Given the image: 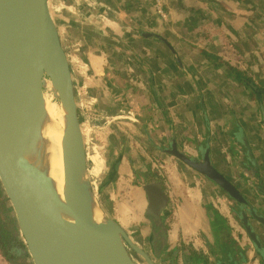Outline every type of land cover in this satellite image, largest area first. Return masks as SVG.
Returning a JSON list of instances; mask_svg holds the SVG:
<instances>
[{"label":"crops","instance_id":"0c3cea01","mask_svg":"<svg viewBox=\"0 0 264 264\" xmlns=\"http://www.w3.org/2000/svg\"><path fill=\"white\" fill-rule=\"evenodd\" d=\"M69 7L71 17L76 22L81 19L83 28L84 20L89 21L87 25L99 20L105 22L104 30L99 34L106 36V31L109 30L118 40L115 43L111 38H103L110 45L125 39L130 41L131 49L139 48L138 44L132 43L130 34L117 30L120 25L115 22V18L108 16L110 12L127 14L135 27L131 26L134 32L129 29L127 33L131 32L133 38L148 42L141 48L144 56L141 58L137 55L138 61L133 59L139 66L137 73L126 71L130 81L126 80L125 83L118 80L119 77L110 67L107 54L94 51L95 53L89 52L86 56L90 63L88 70L91 71V78L83 82V88L92 94L98 88L96 92L99 93L100 107L115 112L111 125L103 127L109 134L108 144L113 142L115 146L110 153L109 149L100 150L108 151L104 158L112 165L113 160L122 155L118 173L122 183L120 186L131 191L119 196L122 203L117 205L115 211L117 220L123 227L131 229L137 223H143V236L149 238L151 235V225L146 218L141 217L147 212L148 200L137 173L138 168L146 171L142 162L154 157L152 145H155L157 157H163L162 178L170 199L171 217L167 221L169 248L163 257L164 262L203 264L205 260L198 259L201 258L200 255L209 257V251L212 257L209 261L214 264L219 258L226 259L229 264H262L258 253L240 231V219L231 204L221 196L216 185L208 179L199 178L193 169L178 159L167 154L159 155L158 144L170 145L176 140L181 151L188 155L192 152L190 155L196 156V151L200 155L201 150L210 142L213 163L218 171L233 181L250 200V195L245 194L241 188L251 190V202L264 213V195L261 194L260 197L256 188L250 185L252 180L249 169L245 171L243 161L242 165L236 164V159L241 161L242 153L239 152L240 147L234 135L232 136L233 133L238 134L235 126L239 125L257 161V180L264 187V117L256 95L251 88L230 79L224 71L210 67L202 55V51L207 50L209 54L228 62L223 53L232 52L231 55L240 56L244 64L240 70L252 77L257 85H264V0H78L77 5L71 4ZM78 7L79 14L76 12ZM190 15H197L198 19L194 22L190 20ZM148 16L152 17L153 31L163 30L176 54L162 43L153 38H145L137 31V28H147L144 21ZM70 20L73 25L75 20L68 18ZM90 27L93 28L91 25ZM189 31L191 34H188ZM181 40L188 42L185 45L192 51L191 54L182 47ZM154 43L166 48L162 52L165 58L158 54ZM120 44L124 50H128L127 54L132 53L129 47ZM177 59H180L184 69L179 67ZM230 65L237 68L234 63ZM80 82L78 78L74 82L77 102V85L82 87L83 84ZM150 90L154 91V96L160 102L158 105L154 104L156 108L149 105L144 96L145 93L150 94ZM117 91L128 96L130 101L132 99L130 108L126 106L125 99L122 102L117 98ZM134 91H138L137 94ZM262 91L264 104V90ZM124 111L128 116L120 114ZM80 119L82 120L81 116ZM122 120H125L122 122L125 126L117 125ZM116 126L125 135H120ZM112 128L113 135L110 132ZM88 130V127L83 129L85 141ZM146 141L150 144V149L144 145ZM109 146L112 147L110 144ZM92 153L94 157L91 156ZM224 159H230L232 165ZM136 162L139 166H136ZM152 168L155 169L153 166ZM88 169L96 191L106 164L94 148L88 150ZM243 179L247 181L244 182ZM258 182L254 184L259 185ZM127 210L130 212L129 218L125 217ZM241 226L244 229L243 224ZM258 226L256 229L264 238V230H260ZM216 245L221 246L219 253L211 249ZM249 247L252 249H247ZM16 250L13 257L9 258L0 248V264H13L12 259L14 263L20 261V264H31L21 258Z\"/></svg>","mask_w":264,"mask_h":264},{"label":"water","instance_id":"95a60500","mask_svg":"<svg viewBox=\"0 0 264 264\" xmlns=\"http://www.w3.org/2000/svg\"><path fill=\"white\" fill-rule=\"evenodd\" d=\"M55 1L0 0V188L19 228L13 238L23 239L22 249L15 250L31 264H136L129 245L148 264H158L156 261L169 248L166 220L162 216L169 210V196L161 182L144 186L148 200L146 218L153 227L149 242L151 256L132 241L98 201V195H103L116 180L122 155L113 160L111 172L96 193L89 177L88 149L74 77L54 19ZM145 36L176 54L163 37L154 33ZM176 62L184 69L180 59ZM243 80L254 91L264 117L263 95L258 86ZM49 82L65 114L63 196L51 177L47 161L45 130L49 115L45 93ZM235 128L238 134L232 136L243 156L239 162L236 159V164L242 165L243 161L245 171L249 169L250 185L261 197L264 187L257 180V161L242 129L239 125ZM170 147L159 149L193 169L199 178L216 185L264 263V240L255 226L257 223L264 228V213L218 171L213 163L211 143L201 150L198 159L181 151L176 140ZM65 209L77 213L85 225L79 229L73 226L63 215ZM98 210L104 216L102 222L96 219ZM219 259L215 264H229L226 259Z\"/></svg>","mask_w":264,"mask_h":264},{"label":"rangeland","instance_id":"374dc122","mask_svg":"<svg viewBox=\"0 0 264 264\" xmlns=\"http://www.w3.org/2000/svg\"><path fill=\"white\" fill-rule=\"evenodd\" d=\"M74 1H75V3H74ZM126 2H127V0H126ZM71 4L77 5L78 0H56L54 3V19L56 20L57 27H58L59 33H60V37L62 39L64 48L66 50V53H67L69 61H70V66H71V70L73 73L74 82L77 80V78L79 79V81H81L80 83H83L84 81H87L89 78H91V75H90L91 71L88 70L90 68V63L87 61L86 56L89 52H94V51H96L98 53H104V54H107L109 56L110 67H112V69L115 71V73L119 77L118 78L119 81H122V83H125L124 81H126V80L130 81L126 76L127 75L126 71H131L132 73H137V69L139 66L135 62V60H133L134 57L132 55L125 54L124 47L121 46V44H120V43H123L125 46L130 48V44H131L130 41H128V40L126 41L124 39L123 41L119 40L120 43L118 42V44L110 45V43H108L106 41V39L111 38V39L115 40L116 37L113 34L109 33L108 32L109 30L106 31L107 32L106 36H102L99 34L102 29L104 30L105 22H103L102 20H99V21H94L93 22L94 24L90 22L87 25L86 23H88L89 21L84 20V24H83L84 28H83L82 24H81L82 20L79 19V21L76 22L75 18L74 17L72 18L70 15V14H72L70 7H69ZM92 4H94L93 1H92ZM80 9H81V7H80ZM76 12L78 14L80 13L79 7H78ZM111 13L112 12H110V14H108V16H110V18H115V22H117L118 25H120V27L117 28L118 31H121V32L126 33L128 35L129 33H127V32L129 29H131V26L135 29V27L133 26L134 24L132 22H130L132 20L129 19L127 14H125V13L111 14ZM68 18L75 20L73 25H72V20L68 21ZM126 18H127V20H126ZM67 21H68V23H67ZM76 24L78 26H76ZM90 25L93 28H91ZM160 31L162 33H164L163 30H160ZM103 38H106V39H103ZM130 38L133 39V40L131 39L132 43L138 44L139 48L144 46L146 43H148L142 39H135V38H133L132 35ZM181 41H183V40H181ZM186 43H188V42L184 40L182 42V47L187 52H189L191 54L192 51L185 45ZM154 47L157 49L158 54L161 55V57L165 58L164 55L162 54V52L164 53L163 50L166 48H163V46L158 45V43L155 44ZM158 49H159V51H158ZM165 51L168 53L167 50H165ZM182 54H184V51L182 52ZM223 54H225V57H227L228 63H234L238 69H241V67H244V64H243L242 60L240 59V56H235V55L232 56L231 55L232 52L231 53L227 52V53H223ZM142 55L144 56V54H142ZM154 55H156V52H154ZM192 69L194 70V68H192ZM134 77H135V75H134ZM83 86L85 87L84 83L82 84V87L77 85V89L79 90L78 105H79L80 111H81L80 116L82 117V120L80 119V121H81L83 129H84V127L89 128L88 133L86 135V143H88V145L86 144L87 149L91 150V148H94L95 150H97V152L102 156L104 163L106 164V170H105L103 177H102V180L100 182V185H101V183L103 182L104 178L106 177V175L108 173V164L110 163L109 161H107L106 158H104L105 153L106 152L108 153V151L105 152V151H101V150L109 149V153H110L113 151L112 148L115 146L113 142L109 143L110 145H112V147L109 146V144H108V135L109 134H108L107 130L104 131L103 127L111 125V123L113 122V120L115 118L114 117L115 112L112 110H108V108H106V107H102V106L100 107V104L98 101L99 93L96 92L98 88H96L94 90L95 93H93L94 94L93 95L92 93H87V91L83 88ZM251 99L255 100L256 98L254 99L253 97H251ZM246 100H248V99H246ZM223 108H224V106H223ZM120 114H123V116H128L125 111H124V113H120ZM124 121L125 120H122L121 124H117V125L125 126L122 123ZM116 127L118 128L120 135H123V134L125 135V133H123L119 129L118 126H116ZM126 129H128V128H126ZM110 132L113 135L114 134V128H112L110 130ZM144 145L148 149H150V144L147 141H146V144H144ZM153 155H154V157L148 158V159H146V161L143 160L142 163L144 166L149 165V166L155 167V169L160 172L161 176H163L164 171L161 167V165L163 164V162H162L163 157L158 158L157 153L155 151L153 152ZM159 155H164V154L159 152ZM91 156L94 157V154L92 153ZM224 160H226V162L228 161V163L230 165H232L230 159H224ZM136 166H139V164L137 162H136ZM138 171L140 172L141 169L138 168ZM91 172H92V170H91ZM229 175L231 176L230 173H229ZM230 178H232V177H230ZM93 184H94V182H93ZM120 184H122V183L119 180V176H117L114 183H112V185L108 189H106V191L103 193V195H98V201L100 202V204L102 205L104 210L108 213V215L113 216V218L122 226V224L116 218L115 211L117 209V205L119 206L122 203V201L119 199V196L131 193V191H130V189H122ZM241 189L245 194L250 195V198L252 201L251 190L243 189V188H241ZM0 193H2L1 188H0ZM3 199H5L4 196H3ZM144 214L145 213H143L141 217H143L145 219L146 214L145 215ZM0 215H1V219H2L0 221H3V222H10L12 220L14 221L12 226H10V229L12 231V236H13V234L16 236V230L17 229L19 230V228H18V225H17L15 219L13 218L12 210L9 207V204L7 203L6 200L4 202H2V204H0ZM129 216H130V212L127 210L125 212V217L129 218ZM241 224L242 223H240V231L243 234V236L245 237V240L248 241V243L251 245L250 239L247 236L245 230L242 228ZM126 225L127 224L125 223V226ZM258 225L259 224L255 223V226H258ZM0 227H1V224H0ZM134 227H135L134 229H131L129 227H127V228L123 227V228L127 232V234L129 235V237L132 239V241L138 247H140L143 251H145L148 255H150V246H149V242H148V237H144L142 234L143 223H141V224L137 223L136 225H134ZM258 228L260 230H264V228H262L260 225L258 226ZM260 235L262 237V234H260ZM12 239H13V237H12ZM262 239L264 240L263 237H262ZM16 243H17V245H21L23 247L24 244H23L22 237H20L18 239V241H16ZM128 248H129L130 253H131L134 261L136 262V264H148L129 245H128ZM8 251H10V253L13 254L15 251V248H12L11 250H8ZM258 257L260 258V256H258ZM9 261L11 262L10 259H9ZM156 262L158 264H168V263H162V261H160V260H158ZM12 263L13 264H20L21 262L17 261L14 263V259H12ZM172 264H175V263H172ZM262 264H264V263L262 262Z\"/></svg>","mask_w":264,"mask_h":264},{"label":"bare ground","instance_id":"6f19581e","mask_svg":"<svg viewBox=\"0 0 264 264\" xmlns=\"http://www.w3.org/2000/svg\"><path fill=\"white\" fill-rule=\"evenodd\" d=\"M46 108L49 115V122L45 130V139L47 141V161L50 167L51 177L56 183L60 195L63 196L64 185L66 183L65 168H64V146H63V135H64V110L61 106L60 101L57 99L51 82L48 83V87L45 93ZM82 125V124H81ZM112 165L108 164V173L111 172ZM89 171V169H88ZM106 175V176H107ZM89 177L95 191L91 175ZM104 183H101V185ZM101 185L98 187L100 189ZM98 190L95 192L97 193ZM63 215L77 229L85 225L84 220L81 219L77 213L70 209H65ZM103 214L101 211L96 212V219L100 222L103 221Z\"/></svg>","mask_w":264,"mask_h":264},{"label":"flooded vegetation","instance_id":"af4514ba","mask_svg":"<svg viewBox=\"0 0 264 264\" xmlns=\"http://www.w3.org/2000/svg\"><path fill=\"white\" fill-rule=\"evenodd\" d=\"M151 18L152 17H150L149 18V16L147 17V19L144 21V24L147 26V28L145 29L144 28V30H138V28H137V31L143 36V37H145V38H147V36H145L146 34H151V33H155L156 35H160V36H162L163 38L165 37L164 36V34L163 33H161V32H159V31H153V23L151 22ZM187 18V17H186ZM198 19V16L196 15H194V16H191L190 15V20H192V21H196ZM190 23V22H189ZM194 24V23H193ZM142 26H144V25H142ZM131 30H132V28H131ZM133 31V30H132ZM129 32V31H128ZM134 32V31H133ZM137 32V33H138ZM138 33V34H139ZM130 35H133L131 32L129 33ZM135 34H136V32H135ZM163 34V35H162ZM188 34H191V31H189L188 32ZM130 39V38H129ZM167 42H169L167 39H166V37L164 38ZM116 39H115V43H116ZM170 45H172V44H170ZM141 48L142 47H140L138 50H133V49H131V51H132V53H128V55H132L133 57H134V59L135 60H137L138 61V59H139V57H137V55H139L141 58H142V52H141ZM128 51V50H127ZM127 51L126 50H124V52H125V54H127ZM130 51V50H129ZM130 51V52H131ZM206 58V57H205ZM220 58V57H219ZM206 60L209 62V64H210V67L212 66V67H214L215 68V66H214V63H211L207 58H206ZM224 61V60H223ZM136 62V61H135ZM224 62H226V61H224ZM137 63V62H136ZM230 64V63H229ZM233 67V66H232ZM235 68V67H234ZM215 69H217V68H215ZM237 70H240V69H238V68H236ZM217 70H222V71H224L225 72V70L224 69H217ZM241 71V70H240ZM225 74H226V72H225ZM256 83V82H255ZM128 85V84H127ZM131 91V90H130ZM138 92V91H137ZM137 92H134L135 94H137ZM115 95H117V98L120 100V101H122V102H124V99H125V104H126V106H132L131 104H132V99H131V101L129 100L130 98L128 97V96H125L124 95V93H121V92H119V91H117L116 93H115ZM134 95V94H133ZM144 96H145V98H146V100L149 102V105H151V106H155V105H158V103H160L158 100H157V97L156 96H154V91H152V90H150V94L148 93V95L145 93L144 94ZM144 98V97H143ZM155 104V105H154ZM130 108V107H129ZM132 108V107H131ZM154 108H156V107H154ZM159 108V107H158ZM138 111V110H137ZM162 111V110H161ZM151 112H153V111H151ZM155 113V112H154ZM139 114H142L141 112H139ZM150 119H151V116L149 117ZM152 119H153V117H152ZM163 143V142H162ZM158 144V143H157ZM162 149H164V150H168V149H170L171 147H170V145H169V143H167L166 145H164V143L163 144H158ZM153 146V150L154 151H156L157 150V147L155 146V145H152ZM152 150V151H153ZM196 151V150H195ZM159 152H161L162 154H166V153H164V152H162L161 150L159 151ZM189 152V151H188ZM196 153H197V155L196 156H192V157H194L195 159H198L199 157H200V155H198V152L196 151ZM192 155V152H189V155ZM190 155V156H191ZM146 167V171L145 170H143V169H141V171L139 172V173H137V176L139 177V179H140V181L142 182V187H144V186H146V185H149V184H152V183H156L157 181L158 182H161L162 183V186H163V188H165V184H164V182H163V178H162V176H161V174H160V172L159 171H157L156 169H153L152 168V166H149V165H146L145 166ZM197 174V173H196ZM242 176V175H241ZM158 177V178H157ZM239 179H240V182H241V178L239 177ZM244 180V179H243ZM230 181V180H229ZM247 180H244V182H246ZM231 182V181H230ZM233 182V181H232ZM231 182V183H232ZM144 185V186H143ZM164 191H165V189H164ZM165 192H167V191H165ZM241 192V191H240ZM243 194V193H242ZM168 195V194H167ZM244 195V194H243ZM168 208H169V203H168ZM167 211V210H166ZM146 215H147V212H146ZM164 218H165V223H164V228L166 229V231L168 232V227H167V221L170 219V217H171V213H170V211L168 210L167 212H164V214L162 215ZM161 216V217H162ZM147 219V218H146ZM148 220V219H147ZM148 222H149V224L151 225V230H153V227H152V223L150 222V220H148ZM151 234H152V231H151ZM150 239H151V235L149 236V238H148V242H150ZM208 240H206V242H207ZM251 242V241H250ZM15 245V246H14ZM251 246H252V243H251ZM16 247L18 248V250L20 251L21 249H22V246L21 245H17V243L15 242L14 243V238H13V241H12V243H11V245L8 247V249H7V251L5 252V253H7L6 255L9 257V258H11V257H13V254L12 253H10V251H8V250H11L12 248H15L16 249ZM220 247L221 246H219V245H216V246H212L211 247V249H212V251L213 252H215V253H219L220 252ZM3 251H5V250H3ZM12 252V251H11ZM165 254H166V252L164 253V255H163V257L165 256ZM208 254H209V257H205L204 255H200L201 256V258L200 259H198V260H201V259H203V260H205L204 262H203V264H214L213 262H210L209 260L210 259H212V257H211V255H210V253H209V251H208ZM150 255H151V251H150ZM163 257H162V259L160 260V261H162V263H165L164 262V260H163ZM197 257H198V255H197ZM199 258V257H198ZM262 260V259H261ZM263 262V261H262Z\"/></svg>","mask_w":264,"mask_h":264},{"label":"trees","instance_id":"16d2710c","mask_svg":"<svg viewBox=\"0 0 264 264\" xmlns=\"http://www.w3.org/2000/svg\"><path fill=\"white\" fill-rule=\"evenodd\" d=\"M202 55H204V57H206L211 63H214L215 68L224 69L227 76L230 79H232L236 82H239L240 84H244V85H246V82L243 79L248 80L252 84L258 86L260 93L263 94L262 90H264V85H262V86L257 85L252 77H249L244 72L237 70L236 68L232 67L228 62H224L221 58H219L215 55L209 54L207 52V50H203ZM4 201H5V199H3V195H2V193H0V204H2V202H4ZM0 220H2L1 215H0ZM13 222H14L13 220L10 222L0 221V224H1V227H0V248L2 250H5V252L13 241L12 231L10 229V226H12Z\"/></svg>","mask_w":264,"mask_h":264}]
</instances>
